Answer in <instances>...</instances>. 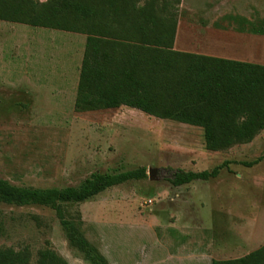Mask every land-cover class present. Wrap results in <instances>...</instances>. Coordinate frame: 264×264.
I'll return each instance as SVG.
<instances>
[{"label":"rangeland","instance_id":"obj_1","mask_svg":"<svg viewBox=\"0 0 264 264\" xmlns=\"http://www.w3.org/2000/svg\"><path fill=\"white\" fill-rule=\"evenodd\" d=\"M138 1L142 5L149 0ZM155 1L164 14L176 19L177 50L194 51L191 30L213 29L218 24L227 26L224 36L229 41L220 55L264 65V35L237 32L228 19L233 15L253 21L264 18V0ZM36 31L49 30L0 21V178L18 186L63 188L78 186L94 172L145 167L144 179L112 186L83 202L60 203L64 217L110 264H144V259L157 264L174 248L201 253L205 221L216 201L256 202L261 206L259 221H264V129L250 142L209 151L202 129L136 109L77 112L76 54L66 65L67 83L55 77L53 90L45 87L41 94L22 96L19 89L30 86L19 76L35 67L30 54ZM54 33L55 41L47 44L52 56L49 66L59 70L58 62L66 57L62 51L77 52L81 35ZM60 87L68 94L62 95ZM32 98L37 105L26 102ZM224 161L215 178L182 186L171 183L176 169L211 170ZM253 161L257 163L248 165ZM149 169H155L154 174L149 175ZM3 247H28L30 264H36L37 252L44 248L54 250L69 264H89L69 243L56 210L47 206L0 202Z\"/></svg>","mask_w":264,"mask_h":264},{"label":"trees","instance_id":"obj_2","mask_svg":"<svg viewBox=\"0 0 264 264\" xmlns=\"http://www.w3.org/2000/svg\"><path fill=\"white\" fill-rule=\"evenodd\" d=\"M237 32L264 35V18L228 16ZM0 20L86 34L74 101L77 112L127 106L158 119L202 128L204 146L223 151L250 142L264 129V65L174 49L176 19L155 0H0ZM211 170L176 169L175 186L218 176ZM253 161L248 163L252 165ZM147 177L146 168L94 172L78 186L35 188L0 178V202L54 208L69 243L89 264L106 257L68 221L60 203L83 202L106 189ZM28 247L0 248V264H30ZM36 264H69L50 248ZM213 264H264V245L250 254Z\"/></svg>","mask_w":264,"mask_h":264},{"label":"crops","instance_id":"obj_3","mask_svg":"<svg viewBox=\"0 0 264 264\" xmlns=\"http://www.w3.org/2000/svg\"><path fill=\"white\" fill-rule=\"evenodd\" d=\"M42 1V0H41ZM4 24H15L8 21H3ZM26 25V24H24ZM30 26V25H28ZM216 28L209 29L208 27H199L197 30H191L190 34V46L194 47V51L179 50L183 52H190L196 54H202L205 56L237 60L230 56H223L220 53H225V46L227 45L228 38L224 36L227 26H220L215 24ZM34 27V26H32ZM44 28V27H38ZM48 32L36 31L35 35L32 36V49L31 57L35 67L31 72H24L19 76V79L28 81L26 86L19 89V94L22 96L29 97V93L38 95L41 94L42 90L46 87L47 89H54V78L60 79L61 81L68 82L66 76V65L70 62L71 56L75 54L78 57V74L75 79V90L76 94L77 85L79 81L80 68L86 44V34H77L79 39V45L76 48L77 52L73 49L68 48L63 50L65 53V60L58 62L60 69H54V65L49 66L52 60V56L47 49V44L53 43L56 39L55 31L68 32L63 30H57L52 28H45ZM69 33V32H68ZM73 33V32H70ZM62 36V35H61ZM178 29L176 30L174 49L177 42ZM48 38L49 42L45 40ZM68 36L66 39L68 40ZM81 38V39H80ZM241 61V60H238ZM58 72V73H57ZM49 81V82H48ZM49 84H48V83ZM59 91L62 95H67L68 90L65 87H60ZM29 105H35L36 102L32 98L26 101ZM37 105V104H36ZM127 107L120 106L119 108ZM129 108V107H128ZM117 109V108H112ZM134 109V108H131ZM137 110V109H136ZM140 111V110H139ZM168 120V119H164ZM180 123V122H179ZM186 126L200 128L189 124ZM198 172V171H195ZM182 186V185H179ZM247 201H236V200H225L216 201L215 205L211 207V212L207 216L205 221V246L204 250L199 253L194 248H174L167 250L160 259L157 260V264H213V261H225L244 257L251 252L259 249L264 245V221H259V212L257 211L261 206L257 207L258 203ZM149 259L142 260V263L149 264ZM110 264V263H109Z\"/></svg>","mask_w":264,"mask_h":264},{"label":"water","instance_id":"obj_4","mask_svg":"<svg viewBox=\"0 0 264 264\" xmlns=\"http://www.w3.org/2000/svg\"><path fill=\"white\" fill-rule=\"evenodd\" d=\"M154 172H155V169H149V170H148V174H149V175L154 174Z\"/></svg>","mask_w":264,"mask_h":264}]
</instances>
